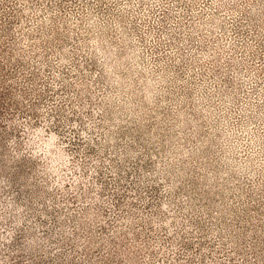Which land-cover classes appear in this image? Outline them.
<instances>
[{
	"label": "rangeland",
	"instance_id": "obj_1",
	"mask_svg": "<svg viewBox=\"0 0 264 264\" xmlns=\"http://www.w3.org/2000/svg\"><path fill=\"white\" fill-rule=\"evenodd\" d=\"M0 264H264V0H0Z\"/></svg>",
	"mask_w": 264,
	"mask_h": 264
}]
</instances>
